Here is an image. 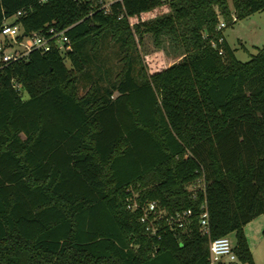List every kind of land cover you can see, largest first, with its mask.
I'll return each mask as SVG.
<instances>
[{"label":"trees","instance_id":"1","mask_svg":"<svg viewBox=\"0 0 264 264\" xmlns=\"http://www.w3.org/2000/svg\"><path fill=\"white\" fill-rule=\"evenodd\" d=\"M96 2L0 0V26L22 10L14 23L67 29L74 47L0 70V264H208L211 241L233 232L238 260L256 264L245 226L264 214V46L242 61L217 27L264 0H123L110 14ZM146 33L183 58L149 69ZM107 36L123 65L106 84L102 66L97 79L88 68ZM135 194L169 214L192 209L190 223L150 234L128 207Z\"/></svg>","mask_w":264,"mask_h":264},{"label":"built area","instance_id":"2","mask_svg":"<svg viewBox=\"0 0 264 264\" xmlns=\"http://www.w3.org/2000/svg\"><path fill=\"white\" fill-rule=\"evenodd\" d=\"M83 1V0H78ZM119 3L123 0H97V9L102 10L106 14L114 11V8H119ZM118 5V6H117ZM22 14L19 10L16 15L7 18L2 26H0V70L7 67L9 64L27 58L34 50L46 52L54 46L62 54H68L73 50V43L67 29H59L53 25L46 30L28 32L21 24L14 23L13 20ZM127 16L131 19L123 7L119 13V19ZM233 19L236 15L233 14ZM227 21L220 18L218 29L221 30L227 26ZM224 40V36L219 37V41L213 40L212 45L216 48L219 42ZM219 53L223 54V48H219ZM14 86L21 89V84L14 80ZM205 179L201 178L198 182L192 184V190L197 187L205 189ZM128 207L132 210L142 209L141 221L146 225V229L152 235H159L161 227L168 226L171 229L185 227L190 223L192 209L177 210L175 213L169 214L164 208L158 206L157 201H148L145 205H141L135 196L129 198ZM200 226L204 233L210 232L209 226V211L207 201L203 204V212L200 218ZM236 245L233 244L229 235L215 238L210 243V259L208 264H235L238 261V255L235 251Z\"/></svg>","mask_w":264,"mask_h":264},{"label":"rangeland","instance_id":"3","mask_svg":"<svg viewBox=\"0 0 264 264\" xmlns=\"http://www.w3.org/2000/svg\"><path fill=\"white\" fill-rule=\"evenodd\" d=\"M159 10L154 14L147 15L152 17L161 13ZM222 19H225L222 17ZM130 23L133 25L138 20L131 17ZM227 21V19H225ZM228 24V21H227ZM224 35L230 45L235 49L236 56L242 61L250 60L259 50L264 46V11L256 12L246 18L238 19L233 23H229L224 28ZM137 43L139 52L145 60L146 66L151 69L152 67L165 68L183 58V50L176 49L171 46L167 41L163 46H158L155 42L154 36L151 33H146L141 40L137 36ZM122 47L119 42H116L107 36L101 46L97 55H94V61L90 64L88 70L95 72L94 77L97 79L98 73L97 66L100 65L106 70V75L102 77V81L109 82L114 80L119 70L122 68L123 62L120 59L122 56ZM70 66V61H67ZM92 79L87 74L82 75L79 81V91L83 94L90 85ZM27 98L28 94H24ZM136 191V190H135ZM264 229V214L258 215L247 225V235L254 239L255 235L263 236ZM231 241L236 245L237 237L235 232L229 234ZM264 238V237H263ZM261 253V252H260ZM258 262L256 264H264V252L258 254ZM237 264H249L242 261H237Z\"/></svg>","mask_w":264,"mask_h":264},{"label":"crops","instance_id":"4","mask_svg":"<svg viewBox=\"0 0 264 264\" xmlns=\"http://www.w3.org/2000/svg\"><path fill=\"white\" fill-rule=\"evenodd\" d=\"M248 225V224H247ZM247 225L245 226V234L248 238L249 244H250V248L252 250L253 256H254V261L255 263H257L258 261V254L260 257V254H262L264 252V235H255L254 239L251 240V237H249L247 235ZM261 252V253H260ZM237 264V263H235Z\"/></svg>","mask_w":264,"mask_h":264}]
</instances>
